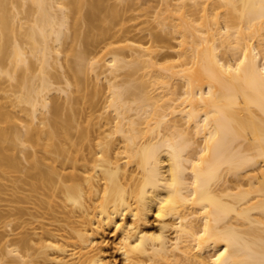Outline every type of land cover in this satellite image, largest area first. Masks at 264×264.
Instances as JSON below:
<instances>
[{
    "label": "bare ground",
    "instance_id": "6f19581e",
    "mask_svg": "<svg viewBox=\"0 0 264 264\" xmlns=\"http://www.w3.org/2000/svg\"><path fill=\"white\" fill-rule=\"evenodd\" d=\"M151 2L0 0V264H264V0Z\"/></svg>",
    "mask_w": 264,
    "mask_h": 264
},
{
    "label": "rangeland",
    "instance_id": "374dc122",
    "mask_svg": "<svg viewBox=\"0 0 264 264\" xmlns=\"http://www.w3.org/2000/svg\"><path fill=\"white\" fill-rule=\"evenodd\" d=\"M157 2V0H152V2L151 3H156ZM154 218L152 217V215L151 216H149V224H148V228H150V229H152L153 228V225L155 224L154 222V220H153ZM153 221V222H152ZM151 222H152V224H151ZM154 223V224H153ZM151 224V225H150ZM115 238V236L114 235H110V234H108L107 235V239H108V244H107V254L108 255H110V257L113 259V260H115V262H117L118 264H121V258L119 257V255L116 253V252H114V250H112V248H113V246H114V239ZM113 240V241H112ZM110 243V244H109Z\"/></svg>",
    "mask_w": 264,
    "mask_h": 264
},
{
    "label": "clouds",
    "instance_id": "9594fccd",
    "mask_svg": "<svg viewBox=\"0 0 264 264\" xmlns=\"http://www.w3.org/2000/svg\"><path fill=\"white\" fill-rule=\"evenodd\" d=\"M173 163H175V157H172Z\"/></svg>",
    "mask_w": 264,
    "mask_h": 264
}]
</instances>
